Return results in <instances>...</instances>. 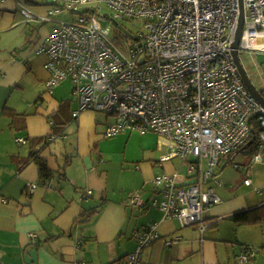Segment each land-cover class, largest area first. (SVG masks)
<instances>
[{
	"label": "built area",
	"instance_id": "2783aa9c",
	"mask_svg": "<svg viewBox=\"0 0 264 264\" xmlns=\"http://www.w3.org/2000/svg\"><path fill=\"white\" fill-rule=\"evenodd\" d=\"M14 1L27 24L72 15V22H55L34 49L47 58L48 90L65 80L73 85L78 107L72 118L83 110L106 114L114 121L105 138L151 133L160 163L181 160L183 172L161 173L151 181L153 194L162 197L151 204L164 218L203 233L205 212L220 202L206 184L220 162L234 163L242 153L247 158L242 184L250 185L251 165L263 161L264 108L246 89L231 45L242 8L238 56L264 54V0ZM22 1L50 6L47 16H36ZM119 22L141 26L133 33ZM255 88L264 98V85ZM127 204L144 208L141 191L129 193ZM158 238L155 226L136 232V249L119 264H143V248ZM253 255L246 249L238 262Z\"/></svg>",
	"mask_w": 264,
	"mask_h": 264
},
{
	"label": "crops",
	"instance_id": "0c3cea01",
	"mask_svg": "<svg viewBox=\"0 0 264 264\" xmlns=\"http://www.w3.org/2000/svg\"><path fill=\"white\" fill-rule=\"evenodd\" d=\"M16 5L0 0V264H29L32 251L34 264H119L136 249L134 234L150 226L159 238L143 248V264H264V153L263 161L250 167L249 186L242 184L244 153L214 169L215 179L208 182L220 202L205 212L203 233L164 218L151 204L154 198L162 200L153 194L151 181L183 169L174 159L160 163L157 137L147 133L141 135L154 142L143 140L141 152L127 154L113 170L115 160L102 147L108 124L98 127L96 112L88 110L72 118L77 101L73 96L67 105L62 87L69 80L46 88L47 58L34 49L47 33L32 39ZM240 58L247 75L258 69L250 54ZM249 78L255 87L262 85ZM61 137L52 151L49 143ZM32 155L46 161L49 179L40 178ZM226 169L230 181L219 180ZM137 190L144 208L127 204L129 193ZM254 209L260 210V222L235 224L234 214ZM246 249L254 255L239 263Z\"/></svg>",
	"mask_w": 264,
	"mask_h": 264
},
{
	"label": "rangeland",
	"instance_id": "374dc122",
	"mask_svg": "<svg viewBox=\"0 0 264 264\" xmlns=\"http://www.w3.org/2000/svg\"><path fill=\"white\" fill-rule=\"evenodd\" d=\"M22 3H24L25 7L30 10L31 12H33L34 14H36V16H47L48 14V10L50 8V6L48 5H33V4H29L26 3L24 1H22ZM16 13L18 14V17L21 19V15H20V8L18 5H16ZM23 18V22H26V19L24 17ZM55 22H72V15L69 12H64L60 15H56L54 17H51L50 21H33L30 22L29 24L26 23L25 27L27 29V31L29 33H31L32 39H37V37H39V35L45 34V33H49V31L53 28V26H55ZM119 24H123L130 32L135 33L136 31H138V28H140V22H119ZM125 40H121V43H124ZM251 56L254 58L258 69L253 68L249 71V77L252 76V78L254 79V81H256V85L260 86V84L264 85V54L261 53H256V54H251ZM257 74V75H256ZM259 77V79H258ZM63 92L64 95L67 96V102L66 104L68 105L69 101H71V99L73 98V86L71 83L66 82L63 83ZM96 116L98 117V124H100L98 127L102 126L103 124H105V126L109 123H112L114 121V119L111 116H107L106 114L103 113H99L96 112L95 113ZM64 120L61 123H65L66 122V117H62ZM103 129V126H102ZM105 129V127H104ZM104 132V130H103ZM48 140V139H47ZM63 138H58L53 140L52 142H50V148L52 151H54L55 148V144L60 143V141H62ZM103 143H102V147L104 149V151L109 154L110 158L115 160L113 161L111 164L112 167H114L116 171V168L118 167L119 163L121 164L122 159L124 156H126L127 154L129 155V157H135L137 156L142 149V142L144 140L145 143H152L153 139L152 137L149 136H145V135H141L139 133H122V134H118L115 135L113 137L110 138H105L103 139ZM73 141V140H71ZM154 142V141H153ZM55 143V144H54ZM71 142H69L70 144ZM69 144H67L69 146ZM173 163L177 164L179 167L181 165V160L180 159H174ZM231 168V165H229ZM120 167V166H119ZM230 169H226L225 171H223V175L219 180H222V178H227L229 176H231L232 174H230L229 171ZM184 171L181 170V172ZM234 176V175H233ZM219 178V176L217 177V179ZM215 179V178H214ZM230 178H227V181ZM236 178L234 177V180ZM211 184V182H208L206 184V186H209ZM213 186V184H211ZM222 186H223V182H222ZM152 188V186H151Z\"/></svg>",
	"mask_w": 264,
	"mask_h": 264
},
{
	"label": "water",
	"instance_id": "95a60500",
	"mask_svg": "<svg viewBox=\"0 0 264 264\" xmlns=\"http://www.w3.org/2000/svg\"><path fill=\"white\" fill-rule=\"evenodd\" d=\"M242 23H243V16H242V8H241V14H240V18H239V25L238 28L236 30V34H235V39L234 42L231 45L232 48V57L233 60L238 68L240 77L246 87V89L249 91V93L255 98V100L264 108V98L260 95V93L256 90L255 86L253 85V83L251 82L250 78L248 77L242 63L240 62V58L238 56V52H237V48H238V44H239V37H240V33H241V29H242ZM124 34L127 35V31L122 28L121 26L118 27ZM31 261H29V264H34L36 263V252H29L27 255Z\"/></svg>",
	"mask_w": 264,
	"mask_h": 264
},
{
	"label": "trees",
	"instance_id": "16d2710c",
	"mask_svg": "<svg viewBox=\"0 0 264 264\" xmlns=\"http://www.w3.org/2000/svg\"><path fill=\"white\" fill-rule=\"evenodd\" d=\"M32 161L37 165L38 167V173L41 179H49L52 175L51 170L48 168L47 163L44 159L39 157L38 155H32ZM227 164H233L227 163ZM259 209H254L250 211H244L243 213L234 214L233 221L237 225H251L256 224L262 220V217L260 215Z\"/></svg>",
	"mask_w": 264,
	"mask_h": 264
}]
</instances>
